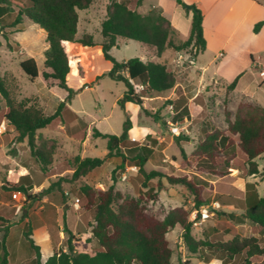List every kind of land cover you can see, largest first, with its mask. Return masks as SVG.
I'll list each match as a JSON object with an SVG mask.
<instances>
[{"label": "rangeland", "instance_id": "rangeland-1", "mask_svg": "<svg viewBox=\"0 0 264 264\" xmlns=\"http://www.w3.org/2000/svg\"><path fill=\"white\" fill-rule=\"evenodd\" d=\"M112 0H94L89 10H79L80 21L77 36L88 33L97 43L92 47L80 44H69L67 51L74 57V64L69 73V84L77 91L70 104V110L77 118H69L63 109L60 118L41 130L37 131L36 145L47 142V147L53 146V163L49 171L44 172L33 157L27 139L20 140L18 132L5 118L7 111L5 102L0 97V126L4 123L7 130L0 133V217L12 222L7 237L9 264H27L29 249L23 243L24 232L42 224L46 227V237L50 243L42 241L40 249L46 256L51 250H67L64 227L74 235L81 237V242H74L77 251H91L94 245L89 242L93 223L92 213L83 208L84 201L78 198V188L90 185L96 190H107L114 185L116 191L124 196L138 198L143 207L157 218L178 206L190 211L192 221L194 209L193 197L186 187L180 184L171 185L165 178L161 179L163 189L158 190L157 200H150L144 194L143 177L134 165L126 164L119 168L121 159H107L104 164L90 171L79 179L73 178L76 167L75 158L101 157L107 153V140L93 137V128L102 133L120 135L126 112L132 121L128 143L149 145L153 154L145 165L147 172L157 170L164 174L180 176L188 174L193 178H200L208 184L205 196L210 199L204 211L197 217V225L192 221V234L196 239H207L212 242L227 241L233 237H251L258 234V228L250 225H237L227 220L218 212L243 213L241 203L245 198V183L254 182L258 186V193L264 195V154L256 159L259 172L247 175V159L237 152L235 161L231 164L230 173L224 177L201 175L183 164L180 146L191 161L201 126L212 122L221 130L227 128V116L234 118L236 106L229 97V90L220 82H202L198 73L192 72L189 51L179 55H169V50L163 57L147 55V61H158L166 64L176 77L173 89L155 94H144L143 88L134 83L138 93L143 94V107L136 104L124 111L117 101L126 90L123 82L115 81L108 76L96 81L97 76L107 73L111 63L104 59L100 42L101 22L106 17L107 7ZM17 11L22 0H11ZM177 5L175 0H143L138 11L147 14L152 7L164 6L170 14ZM181 9V8H179ZM89 13V14H87ZM88 21V22H87ZM21 30V31H18ZM45 32L32 21L24 19L21 24L0 31V76L11 88L12 95L17 101L25 100L28 105L40 108L45 114H53L61 101L67 95L54 79H36L28 77L20 66V62L29 57L37 61L41 72L50 71L45 68ZM179 42V39H176ZM147 48L135 40L120 39L118 46L110 50V54L118 61H126L134 57H144ZM188 51V52H187ZM151 52V51H149ZM187 52V54H185ZM172 53V52H171ZM175 90V94H171ZM186 93L189 97H196L190 102L193 115L188 121H174L172 104L178 96ZM181 141L176 142V137ZM190 138V141L183 140ZM222 161V159L220 160ZM261 169V170H260ZM23 186L27 193L11 189L10 184ZM59 184V186L55 184ZM51 185V189L48 188ZM158 179H152L149 186L157 188ZM14 192H21L22 196L14 198ZM228 203L221 205L218 196ZM19 197V196H18ZM77 199H80L77 201ZM212 203H216L212 205ZM88 214V216H87ZM86 217V220L82 217ZM260 229V228H259ZM0 237L3 235L0 225ZM182 228L177 225L167 234L169 247L172 249V264H183L185 261L199 264L201 259L213 258L215 253L209 249H202L192 254L182 238ZM37 236V235H36ZM263 242V235L256 236ZM36 243V242H35ZM262 245H264L262 243ZM244 264V255L228 258L225 264ZM252 262L264 263V255L256 256Z\"/></svg>", "mask_w": 264, "mask_h": 264}, {"label": "trees", "instance_id": "trees-1", "mask_svg": "<svg viewBox=\"0 0 264 264\" xmlns=\"http://www.w3.org/2000/svg\"><path fill=\"white\" fill-rule=\"evenodd\" d=\"M18 10H14L11 0H0V31L21 24L24 19L32 21L45 32L47 49L45 50L44 79H54L59 87L67 93L65 99L60 102L53 114L47 115L40 108L28 105L27 101H17L12 95L11 88L6 80L0 76V97L6 106L5 118L14 126L20 140L27 139L31 153L44 172L49 171L53 163V146L47 147V142L36 145L37 131L50 126L53 121L60 118L63 109L69 118H77V115L69 108L77 91L69 84V73L75 62L67 48L70 43H77L84 47H92L97 43L91 34L85 33L77 37L79 10L90 7L94 0H22ZM186 12L192 13L191 32L184 41L176 40V30L170 20L166 18L161 8L154 7L147 14H141L137 9L143 0H112L107 7V13L101 22L100 42L102 54L105 60L111 63V69L100 76L123 82L126 90L117 104L126 111L128 102L143 107V94L136 91L134 83L143 86L144 94L163 93L174 88L176 77L170 68L160 62H144L138 57L126 61H118L110 50L118 46V39L135 40L142 43L157 57H161L167 50H188L190 55L196 57L206 48L203 36V14L195 4H188L183 0H175ZM264 25V20L255 24L254 32L257 33ZM21 31V30H18ZM0 40V46H1ZM24 73L31 79L39 76L37 61L29 57L20 62ZM235 78L227 86L232 90L237 84ZM173 105L174 121H183L190 112L186 105V98L181 95L176 101H169ZM227 128L221 130L212 122H207L201 128L197 145L195 146L191 161L185 154L183 147L180 151L183 156V164L201 175L224 177L230 173L231 164L235 161L237 152L242 153L247 159V175H256L259 167L256 159L264 154V108L248 102H240L237 105L233 119L227 116ZM132 121L126 112L123 130L120 135L102 133L93 128V137H102L107 140V153L101 157L75 158L76 167L73 178L79 179L90 171L101 167L107 159L119 158V168L126 164L138 168L143 177L142 185L146 189L145 195L154 201L158 198V190L163 189L161 179L165 178L171 185L180 184L186 187L193 197L194 209L209 205L210 199L204 192L206 181L193 178L188 174L176 176L164 174L157 170L147 172L145 165L153 154V148L149 145H137L128 143L129 132L132 129ZM180 142L181 136L176 137ZM183 140L190 141L186 137ZM222 159V161H220ZM152 179H158L157 188L149 186ZM59 186V184H55ZM51 185L49 189L52 188ZM11 189L24 193L28 189L23 186L10 184ZM78 198L84 201L83 208L92 213L93 223L91 237L88 239L94 245L91 251H77L74 242L83 239L64 227L67 235V250L57 249L43 262L40 246L32 238V230L24 232L23 243L29 249V261L27 264H172V249L169 247L167 234L179 225L183 232L182 238L188 250L192 254L202 249H209L215 253L214 258L222 259L237 255H244V264H264L252 262L256 256L264 255V196H259L255 183L245 184V198L241 203L243 213L218 212L221 216L237 225L248 224L257 226L263 234V242L256 236L233 237L227 241L212 242L207 239H196L192 234V221L189 219L190 211L183 206L168 210L162 218L150 214L141 204L138 198L124 196L116 191L114 185L107 190H96L90 185L78 188ZM222 196L217 201L221 205H227ZM79 199V200H80ZM87 214V216H88ZM86 220V217H82ZM3 235L0 237V264H9V251L7 237L12 222L0 217ZM1 231V230H0ZM183 264H191L185 261Z\"/></svg>", "mask_w": 264, "mask_h": 264}, {"label": "crops", "instance_id": "crops-1", "mask_svg": "<svg viewBox=\"0 0 264 264\" xmlns=\"http://www.w3.org/2000/svg\"><path fill=\"white\" fill-rule=\"evenodd\" d=\"M183 1L188 4H195L203 14L202 27L206 48L195 57V64L192 67V72L198 73L202 82H220L225 87L233 82L235 78H238L235 88L229 90V97L234 105H238L240 102H248L264 108V78L260 75V73L264 71V25L257 33L253 30L256 23L264 20V0ZM93 3L94 1L90 7L87 8L88 10L93 7ZM158 7L161 8L163 15L170 20L173 28L176 30V39H179V41L186 40L191 32L192 13L186 12L178 4L175 6V10L171 11L170 14L166 11L164 6ZM119 40L120 39H118V42ZM147 50L145 56L140 58L144 62H147V55L149 54L153 57H157L153 51L148 48ZM168 50L170 51L169 55H179L183 52L167 49L161 57H163ZM187 52H185V54H187ZM153 62L158 61L156 60ZM39 76H42L40 69ZM171 94H175V90H173ZM183 95L186 98V105L190 112V115L188 117L185 116L183 120L188 121L191 120L193 115L190 102L196 97H189L186 93ZM129 104L133 105V103L128 102L126 104L127 108L130 106ZM203 126H201V128ZM255 186L258 192L256 183ZM258 194L262 196L260 193ZM253 227L258 228L257 226ZM47 233L46 227L39 224L32 229V238L39 246L42 241L50 243L49 237H46ZM260 234L263 235L261 229L258 228V234L252 235L259 236ZM53 252L54 248L51 246V250L48 254L46 256L42 255V261L45 262ZM199 264H225V262L222 259L213 257L201 259ZM227 264H230V262Z\"/></svg>", "mask_w": 264, "mask_h": 264}, {"label": "built area", "instance_id": "built-area-1", "mask_svg": "<svg viewBox=\"0 0 264 264\" xmlns=\"http://www.w3.org/2000/svg\"><path fill=\"white\" fill-rule=\"evenodd\" d=\"M191 58L189 59V62H190V64H195V57H193L192 55H189ZM260 75L264 78V71H262L261 73H260ZM140 85V84H139ZM140 88H143V86L142 85H140L139 86ZM172 114H173V117H174V115H175V111H174V108H173V105H172ZM7 130V126L3 123L1 126H0V133H4L5 131ZM134 167H136V166H134ZM19 196V197H18ZM22 196V194H21V192H14L13 193V197L16 199V198H18V200H19V198ZM77 201H79V199H77ZM216 203H212V205H215ZM206 207V205H204V206H201V208L199 209V210H197V209H195V210H193L192 211V221H193V224L194 225H197L198 223H197V217L199 216V214L200 213H202L203 211H204V208Z\"/></svg>", "mask_w": 264, "mask_h": 264}]
</instances>
